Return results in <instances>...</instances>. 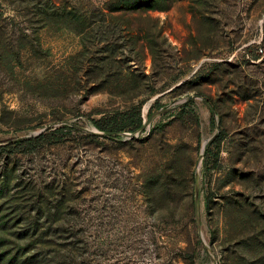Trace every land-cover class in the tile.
Instances as JSON below:
<instances>
[{"label": "rangeland", "instance_id": "obj_1", "mask_svg": "<svg viewBox=\"0 0 264 264\" xmlns=\"http://www.w3.org/2000/svg\"><path fill=\"white\" fill-rule=\"evenodd\" d=\"M0 231L28 264H264V0H0Z\"/></svg>", "mask_w": 264, "mask_h": 264}, {"label": "trees", "instance_id": "obj_2", "mask_svg": "<svg viewBox=\"0 0 264 264\" xmlns=\"http://www.w3.org/2000/svg\"><path fill=\"white\" fill-rule=\"evenodd\" d=\"M141 103L138 105L131 106L125 110H117L108 114L106 117H103L99 120L94 121L97 128L102 131H105L107 135L112 136L122 131H129L134 133L138 131L143 124L140 108ZM153 106V105H152ZM154 106H159V102L155 101ZM54 129L52 132H41L37 136L30 138H20L15 141H10L8 148L12 151H27L29 148L39 145L45 141H50L53 134L60 132L61 130ZM222 140L221 134L215 136L211 141V144H219ZM55 233V232H51ZM28 232L26 233V235ZM46 233H41L39 239L46 237ZM13 237L12 233L8 231H0V264H28L29 261H37L40 256V262L45 261L47 257L45 256L46 251L40 249V255H35L31 258L24 256L22 253V248L19 247V244H16L14 240H10ZM19 236H17L18 238ZM37 241V240H36ZM47 254V253H46ZM38 262L37 264H39Z\"/></svg>", "mask_w": 264, "mask_h": 264}, {"label": "water", "instance_id": "obj_3", "mask_svg": "<svg viewBox=\"0 0 264 264\" xmlns=\"http://www.w3.org/2000/svg\"><path fill=\"white\" fill-rule=\"evenodd\" d=\"M191 99H192V96L188 97V99H187L186 101L191 100ZM177 107H178V105H175V106H173V107L166 108L165 110H162V111H166V110H170V109H175V108H177ZM150 120H151V116H149V117L143 122L142 126H143L144 124H149V123H150ZM133 134H134V133H130V132L125 133V135H128V136H133ZM208 141H209V140H208ZM206 144H207V142H205V143L203 144V149L205 148ZM195 203L197 204V201H196Z\"/></svg>", "mask_w": 264, "mask_h": 264}]
</instances>
